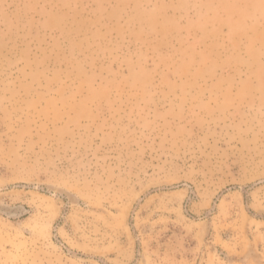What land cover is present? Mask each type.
Returning a JSON list of instances; mask_svg holds the SVG:
<instances>
[{
  "label": "rangeland",
  "instance_id": "374dc122",
  "mask_svg": "<svg viewBox=\"0 0 264 264\" xmlns=\"http://www.w3.org/2000/svg\"><path fill=\"white\" fill-rule=\"evenodd\" d=\"M0 264H264V0H0Z\"/></svg>",
  "mask_w": 264,
  "mask_h": 264
}]
</instances>
